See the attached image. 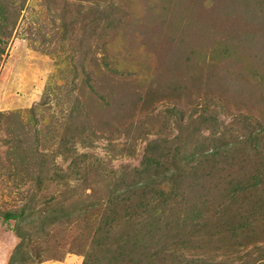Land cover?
<instances>
[{"label":"rangeland","instance_id":"obj_1","mask_svg":"<svg viewBox=\"0 0 264 264\" xmlns=\"http://www.w3.org/2000/svg\"><path fill=\"white\" fill-rule=\"evenodd\" d=\"M234 1L4 0L8 19L19 16L0 55L5 264L18 244L10 264L264 261V156L220 147L241 140L247 117L264 153V23ZM31 26L48 42L30 40ZM171 82L178 94L158 91ZM153 84L160 97L148 100ZM202 147L220 154L193 156ZM21 207L30 222L3 218Z\"/></svg>","mask_w":264,"mask_h":264},{"label":"trees","instance_id":"obj_2","mask_svg":"<svg viewBox=\"0 0 264 264\" xmlns=\"http://www.w3.org/2000/svg\"><path fill=\"white\" fill-rule=\"evenodd\" d=\"M45 1H48V0H44V2ZM215 1L218 3L219 8H222V10L223 9H226V8L228 10L229 8H233V6H236L235 5L236 2L234 0H215ZM245 1L250 2V5H247V6H244V7H239V8L242 9L244 17H246V15L248 17L251 16L249 14V12H252V17L250 18V20L252 22L256 23V24H263L264 23V0L263 1H261V0H245ZM103 2H104L105 5L108 4L107 2H105V0H103ZM3 4H5L4 0H0V55L3 53L4 44H6L8 41L10 42L11 39L14 36H16V34L18 33V27H19V25H18L19 24V22H18L19 21L18 20V17L19 16L17 17L15 15L14 18H9L8 19V16H10L12 13H11V11L9 12V10L7 11L6 8L4 9V5ZM47 4H49V3H47ZM224 4H226V5H224ZM235 9H238V8L236 7ZM47 10L50 11L51 9L48 8ZM109 10L110 9L107 8V10L104 11V12H101L100 11L102 13L101 15L103 16V18L107 19L105 17V14H107ZM97 11H99V10L97 9ZM20 12H21V10H19L18 13H20ZM36 13H38L39 16H42L44 14V10L43 9H40V10L36 11ZM60 13H61V11H60ZM102 16H100V17H102ZM23 17H24V14L21 16L20 22H21V20H22ZM107 24H110V23L107 22ZM23 29H25L24 31L27 32V34L29 36V39L32 40L33 42H36L38 40V38H41V40L43 42H48V41H46V38H45V36H47L46 33H41L40 32V28H39L38 33L32 31L33 30V27L32 26L31 27H28V28L23 27ZM97 36L99 37L100 35L97 34ZM253 37L254 36L251 35L250 36V40H253ZM259 41L262 43L259 49H264V35L259 39ZM102 55L103 56L101 57V60L99 58H95L94 59L95 60V64L100 65V68H102V66H105L106 64L109 63V61L107 60L109 58L107 56V54H102ZM177 57H180V55L178 54ZM113 58L114 57L111 56V63H114V64L117 63L116 61H113ZM91 60H93V58H91ZM98 60H100V61H98ZM73 78H74V76H73ZM86 79L89 80L90 77L87 76ZM138 79H140V78L138 77ZM72 83H73V79L71 80V83L70 84H72ZM151 86L152 87L150 89H148V91H147L146 97H149L148 100L159 98L160 97V94H157V92L155 91L156 88H155V90L153 89V87L155 85L153 84ZM157 86H158L157 87L158 91L160 89L161 93H164V94L166 93L167 90H170V89L172 90V94H174V93L175 94H178L179 91H181L180 90V87H179V84L177 82L176 83L175 82L174 83L171 82V83L167 84L166 86H159V85H157ZM164 94H162V95H164ZM244 116H247V115H244ZM261 116H263V118H264V113H263V115L261 114ZM211 120L214 121L215 120V117H212L211 115L210 116H206L204 114H201L198 117V123L203 124L204 126H208V123ZM243 120H244V122H242L241 124H242L243 130H245V131H243L244 134L241 137V140H239V141H231V142L224 141L222 143V145H220L221 151L224 150V155L227 154L228 152H229L228 154H230V155L231 154H237L239 152V150L233 151V149L235 148V145L236 146L239 145L241 147L240 144H246L247 145V148H245V149L252 150V152L255 154V157H257V156L258 157L264 156V153L261 152V150H260L261 148H263V146H262L263 143H262V139H261L262 136H263V132L261 130L263 128H260V129L252 128L250 131H247V128L249 127L248 118L247 117H243ZM18 140L19 139L16 138V141H18ZM153 141H155V140H153ZM233 144H235V145H233ZM58 145H59V147H61V145L64 146V145H66V143H64V142L61 143L60 142ZM211 145L214 146V144H211ZM209 148L210 149H208V148L207 149H204L202 147L201 149H199L201 151V153H200L199 150H197V151H195V153L193 154V156H195V157L200 156L201 158H203V156H204L205 158L208 159V158H214V157H216V156H218L220 154V151H217V147L216 148L215 147H209ZM202 149H204L203 152H202ZM60 150L61 149L58 148V151L57 152H61ZM261 180H263V179L260 177V180H258L256 178V180H254V181H250L249 180L248 183L245 184V181L243 180V178L242 179H238L237 181H235L236 182V185L238 187L234 184V186H236V187H232L231 189H228L227 190V193H225V197H227L229 195V197L232 198V197L238 195L239 193H242V191H244L245 189H247L249 187H257V184ZM116 197L117 198L119 197L122 200L125 199V196L124 195H121V194L116 195L115 198ZM216 206H217V204H216ZM54 210L55 209H53V211ZM215 210H217V208ZM29 216L31 217V213H29L27 211H24V209H22V207H21V209L17 213H13L12 211H7V212H5L3 214V218L5 220H8L10 218H21V219H23V221H24L25 224L27 222H30ZM50 216H52V218H53L52 211L48 212L45 215V217H42V222H43L44 219L49 218ZM52 218L50 220H52ZM50 222H54V221L52 220ZM241 228H246V227L245 226H241ZM238 230H239V228L237 227L236 228V231H238ZM18 232H17V236H19V238L21 239V242H22V240H24V238H25V233L22 234L23 232H21V228H20V230H18ZM18 247H20V244H18L16 246V248L14 249V252L16 251V249L18 250ZM14 252H13L12 257H11V259L9 261V264L12 262V258H13ZM258 264H264V261H259Z\"/></svg>","mask_w":264,"mask_h":264},{"label":"crops","instance_id":"obj_3","mask_svg":"<svg viewBox=\"0 0 264 264\" xmlns=\"http://www.w3.org/2000/svg\"><path fill=\"white\" fill-rule=\"evenodd\" d=\"M3 246V245H2ZM3 254V251L2 252H0V264H5V262H6V258L4 257V255H2Z\"/></svg>","mask_w":264,"mask_h":264}]
</instances>
